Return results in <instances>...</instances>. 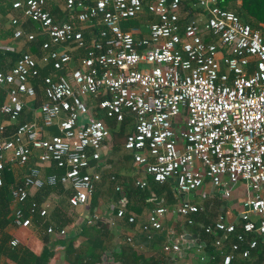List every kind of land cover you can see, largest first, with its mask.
I'll return each mask as SVG.
<instances>
[{
  "label": "built area",
  "instance_id": "obj_1",
  "mask_svg": "<svg viewBox=\"0 0 264 264\" xmlns=\"http://www.w3.org/2000/svg\"><path fill=\"white\" fill-rule=\"evenodd\" d=\"M63 4L66 19L51 13L47 0L11 3L20 12V17L9 20L13 36H25L30 42L45 37L39 59L25 51L11 68L0 71V87L7 96L0 104V188L5 166H26L37 151V164L29 166L22 184L9 191L10 201L17 205L13 224L30 226L31 217L48 214L47 204L33 200L24 215L21 204L30 189L68 185L71 207L83 206L93 196L102 175L89 170L90 160L100 158L101 145L111 135L102 119L93 118L90 103L97 101V107L117 122L131 114L123 149L153 181L161 184L173 179L182 193L207 181L213 187L223 185L226 196L236 183L246 184L250 193L239 226L219 216L203 227L214 235L211 245L215 247L222 245L225 235H233L223 264H230L236 253L248 258L260 242L264 249L261 31L215 0H192L186 15L181 13V0L145 4L141 0H64ZM198 8L203 12H197ZM190 10L197 13L189 14ZM144 11L151 15L145 35L136 25L123 29L124 22L137 19ZM23 21L31 22L34 31L25 33ZM48 62L54 72L42 78L39 121L16 124L25 99L35 98L32 80L38 68ZM2 116L15 124L11 131H6ZM52 125L58 133H49ZM51 163L64 172L47 174L45 167ZM108 180L116 192L121 191L115 175L110 174ZM134 184L145 188L147 181L137 179ZM117 204V217H124V199ZM198 209L187 199L171 209L161 201L146 215L142 230L150 234L159 229L169 210L185 218ZM98 217L94 211L90 220ZM126 218L134 222V216ZM46 232L63 235L66 230L49 224ZM17 243V239L10 240L11 245ZM180 249L178 240L162 247L164 252Z\"/></svg>",
  "mask_w": 264,
  "mask_h": 264
},
{
  "label": "crops",
  "instance_id": "obj_2",
  "mask_svg": "<svg viewBox=\"0 0 264 264\" xmlns=\"http://www.w3.org/2000/svg\"><path fill=\"white\" fill-rule=\"evenodd\" d=\"M13 1L0 0V71L11 68L22 52L27 51L35 54L33 42L28 41L25 36L20 38L13 36L14 26L10 24L9 20L12 16L20 17V12L11 6ZM191 1L181 0L182 15H186L187 7L190 8ZM215 1L218 3L217 0ZM63 2L64 0H47L49 10H54L53 15L58 19L67 18L63 10ZM260 3L264 4V0H260ZM2 10H7L5 15ZM197 10V12L202 11L200 8ZM197 12L194 13L190 10L189 14ZM150 19L151 15L145 11L135 19L138 22L136 26L140 28V34H146ZM26 22L21 23L24 32H33L34 25L31 22L27 25ZM261 25L264 27V23ZM1 100H7L4 87H0V102ZM34 101V99H25L26 105L23 114L31 113L33 119H38L39 110ZM86 117L83 116L82 119ZM1 119L6 122V131L9 132L14 128L15 124H9L5 117L2 116ZM53 128L57 130L55 125L47 129L50 134L53 133ZM36 152L34 151L26 166L6 165L14 182L21 181L28 167L37 164ZM104 154H109V156H102ZM111 155H116V157L111 158ZM47 167H45V172ZM89 170L101 173L102 181L96 185L93 196L83 206L71 207L68 204L69 195L67 196L66 192L53 190L44 196L39 195L40 189L29 190V197L38 196L41 198L40 203L48 205V214L41 223H51L56 229L64 228L66 232L63 235H49L46 229L33 217H31L32 224L30 226H16L13 222H9L5 227L0 228V245L4 234L9 235L10 240L17 239L18 243L16 245H11L10 241L5 243L6 250L0 251V264H16V259L12 255L25 254L26 251L38 255L41 264H223L221 258L216 261L215 255L210 256L207 248L211 243L200 242L199 234L194 233L184 223V217L178 216L172 210H169L162 218L161 227L150 234L142 230L141 226L146 215L159 202L162 201L171 209L185 199L195 203L199 209H203V212H200L203 220L212 223L219 216H223L227 222H234L239 226V216L246 210L244 201L250 193L244 182L236 183L230 194L226 196L223 185L213 187L207 181L192 192L182 193L177 188L175 190L173 179H169L168 183L174 189L172 198L166 192L154 193L152 191L145 200L133 195L129 199L127 198L126 213L134 216V222H128L126 216L117 217L116 215L118 194L114 190L113 184L108 180V176L110 174L117 175L118 184L124 190L131 184L136 186L134 182L137 179L147 181L148 174L143 171L142 167L134 164L131 153L123 149V144L120 149L114 146L111 135L102 143L100 158L93 161ZM63 188L64 191L67 189L71 191L68 185H63ZM92 200L94 201L92 202ZM92 203H94L93 209L90 207ZM0 205L11 218L17 205L10 201V196L4 202L0 200ZM94 211L99 215L98 220L101 219L106 224L104 228L97 225L98 220H90ZM24 215H28L26 210ZM199 226L202 224L199 223ZM188 235L191 237L187 238ZM127 237H130L131 240L127 241ZM177 240L181 243L179 252H164L162 250L164 244ZM232 240L233 235L231 234L225 235L223 239V243L227 242L229 250ZM205 245L207 248L204 247ZM262 247L260 242L248 258H243L236 253L234 259L246 261L245 264H264V254L261 255L259 250ZM132 252H136L139 256L142 255V257L137 260L132 256ZM99 254L100 259H95Z\"/></svg>",
  "mask_w": 264,
  "mask_h": 264
},
{
  "label": "trees",
  "instance_id": "obj_3",
  "mask_svg": "<svg viewBox=\"0 0 264 264\" xmlns=\"http://www.w3.org/2000/svg\"><path fill=\"white\" fill-rule=\"evenodd\" d=\"M141 1L144 4L148 2L146 0H141ZM217 2H218L217 4L220 7L233 11L239 17V19L241 21H243L245 23H249L253 28L260 30L262 35L264 36V27L261 25L262 23H264V4L260 3V0H239V1H236V0H217ZM53 11H51L52 14H53ZM2 12L5 15L7 10L6 11L2 10ZM29 23H30L29 21L26 22L27 25H29ZM130 25H138V22L136 20L126 21L123 23L122 27H123V29H127ZM44 40H45L44 36H37V39L32 41L34 49H35L34 56L36 57V59H39L41 57V54H42L41 45H42ZM38 70H39V73H38L37 77H34L32 80L34 87H35V98H34L35 106H39L44 100L42 87H41L42 78L44 76L54 72L52 62H48L43 67H39ZM2 96H3V94H2ZM1 102H4V101L1 100ZM90 104H91V111L93 114V118L102 119L106 123V125L110 128L111 135L112 134H118V135H123V136L125 135L126 136V134H128V132H130L131 122H132V116L130 113L124 114L123 120L120 122H117L114 118L107 117L97 107V101H94ZM31 120H33L31 113H28L25 115L22 112L20 114V116L18 117L16 124L23 123L24 121H31ZM53 129H52V131L54 134L58 133V130H56L55 128H53ZM125 136H124V139H125ZM124 139H123V141H124ZM93 161L94 160H90V164H92ZM63 172H64V169L62 167H58L55 163H51L50 166H48L46 169L47 174H56L57 176L61 175ZM115 176H117V175H115ZM147 176L149 177V178H147L148 187L140 189L137 186H134L133 184H131L130 186L126 187V189H124V190L121 189V191L116 192L118 194L117 195L118 200L121 198L124 199L125 207L127 205V198L129 199L131 197V195L138 196V197L145 200L150 196L151 191H152L154 193L166 192L170 198L173 197V194H174L173 190L174 189H172V187L168 183V181L159 184V183L153 181V179L150 175H147ZM116 181L118 182V177H116ZM3 182H4L3 186L0 188V200L4 202V201L9 199L10 189L12 187H15L16 185H21L22 180L18 181V182H16V181L14 182L13 179L10 177V173L5 166V168L3 169ZM53 190H55L56 192H66L67 196L71 193V191L68 189H67L68 191L67 190L64 191L63 185L58 183L54 186H47L46 185V186L42 187L40 189L39 195L47 196L50 193V191H53ZM175 190H176V187H175ZM33 200L37 201L38 203L41 202V198H38V196L37 197L36 196L35 197H29L28 196L27 199L25 200V202H23L21 204L22 209L24 211L26 210V212H27V210L30 206V203ZM93 201L94 200H92V202ZM90 207L93 209L94 203H92V205H90ZM200 212L202 213L203 209H198L197 212L185 217L184 223L187 224L194 233L199 234L198 239L200 242L203 241L206 243H212L213 239H214V235L206 233L204 231V228H203L205 225H208L211 222L203 220L202 214ZM125 216L127 217L129 215L126 213ZM33 218L38 220V223L41 224V226L44 227V229H46V227L49 224H51L48 222H45L44 224H42L41 221L43 218L39 217L38 215H34ZM188 218L193 219L192 224L187 223ZM9 222H12V216L10 218L8 216V213H5L3 211V207L0 205V228L5 227L7 224H9ZM96 223H97V225H99L103 228L106 225L105 223H103L101 221V219L98 220ZM199 223H201L202 226H199ZM53 227L56 229V227L54 225H53ZM9 241H10L9 235L4 234L2 241H1V245H0V251L6 250L5 243H7ZM225 243H222V245L219 247H215V246L210 244L209 247L207 248L210 255L216 256L215 257L216 261L219 260L220 258L222 260L223 256L230 252L229 247L227 246V242H225ZM259 250H260L261 255H262V253L264 254L263 247L259 248ZM24 253L25 254H21V255L20 254L19 255H12L13 258L16 259V264H24V263L41 264L39 261L40 259H39L38 255L31 254L27 251ZM132 256L137 260L142 257V255L139 256L136 252H132ZM95 259L99 260L100 254L97 255V257H95ZM245 263H246V261L234 259V256L230 262V264H245Z\"/></svg>",
  "mask_w": 264,
  "mask_h": 264
},
{
  "label": "rangeland",
  "instance_id": "obj_4",
  "mask_svg": "<svg viewBox=\"0 0 264 264\" xmlns=\"http://www.w3.org/2000/svg\"><path fill=\"white\" fill-rule=\"evenodd\" d=\"M124 136L123 135H118V134H112L111 135V141L114 144V146H117L118 147V149H120V147H122V143H123ZM102 156L108 157L109 154H104ZM113 157H116V155H111V158H113ZM114 161H116V160H114ZM111 163H112V161H111ZM115 164H116V162H115Z\"/></svg>",
  "mask_w": 264,
  "mask_h": 264
},
{
  "label": "water",
  "instance_id": "obj_5",
  "mask_svg": "<svg viewBox=\"0 0 264 264\" xmlns=\"http://www.w3.org/2000/svg\"><path fill=\"white\" fill-rule=\"evenodd\" d=\"M190 237H191L190 235L187 236V238H190Z\"/></svg>",
  "mask_w": 264,
  "mask_h": 264
}]
</instances>
